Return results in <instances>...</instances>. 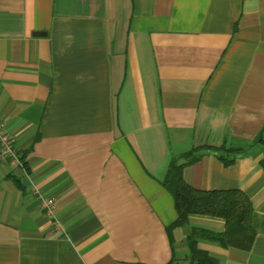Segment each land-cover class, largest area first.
<instances>
[{"label": "crops", "instance_id": "obj_1", "mask_svg": "<svg viewBox=\"0 0 264 264\" xmlns=\"http://www.w3.org/2000/svg\"><path fill=\"white\" fill-rule=\"evenodd\" d=\"M0 123L23 164L0 163V264H187L189 228L224 220L168 232L162 181L172 156L264 140V0H0ZM263 158L182 169L250 200L249 250L198 241L217 264H264Z\"/></svg>", "mask_w": 264, "mask_h": 264}, {"label": "trees", "instance_id": "obj_2", "mask_svg": "<svg viewBox=\"0 0 264 264\" xmlns=\"http://www.w3.org/2000/svg\"><path fill=\"white\" fill-rule=\"evenodd\" d=\"M264 142L261 134L250 142L222 144L220 147L199 146L172 156L162 186L171 194L176 211V219L167 230L182 227L190 214L207 215L224 220L222 232H212L200 228H189L184 236L187 248V264H217L205 250L198 248L200 239L211 241L222 247L249 250L255 236L254 213L249 198L238 189L201 190L187 184L182 178L185 165L195 162L204 152L214 154L224 165L244 155L252 145ZM264 165V158H263ZM172 258L167 264H173Z\"/></svg>", "mask_w": 264, "mask_h": 264}, {"label": "built area", "instance_id": "obj_3", "mask_svg": "<svg viewBox=\"0 0 264 264\" xmlns=\"http://www.w3.org/2000/svg\"><path fill=\"white\" fill-rule=\"evenodd\" d=\"M7 164L10 168H21L23 166L22 161L17 156L13 147V139L3 128L0 123V163ZM42 208L45 210V214L48 217L53 216L54 201L51 197H44L41 200Z\"/></svg>", "mask_w": 264, "mask_h": 264}, {"label": "rangeland", "instance_id": "obj_4", "mask_svg": "<svg viewBox=\"0 0 264 264\" xmlns=\"http://www.w3.org/2000/svg\"><path fill=\"white\" fill-rule=\"evenodd\" d=\"M185 248V247H184ZM183 250H185V249H183ZM183 252V251H182ZM184 253H185V255H186V251H184Z\"/></svg>", "mask_w": 264, "mask_h": 264}]
</instances>
